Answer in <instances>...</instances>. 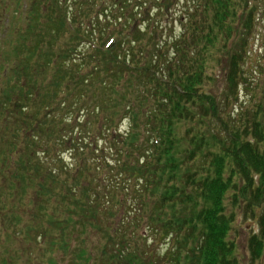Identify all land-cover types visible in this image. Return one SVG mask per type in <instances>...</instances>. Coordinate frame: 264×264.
Here are the masks:
<instances>
[{
	"label": "trees",
	"instance_id": "obj_1",
	"mask_svg": "<svg viewBox=\"0 0 264 264\" xmlns=\"http://www.w3.org/2000/svg\"><path fill=\"white\" fill-rule=\"evenodd\" d=\"M110 1L12 0L14 16L28 19V26L25 33H15L18 39L25 38L20 46L12 44V60L2 61L0 57V84H8L12 79L13 85L17 84L8 92L6 88L1 90L0 108L7 112V116L2 112L0 120L4 117L8 122L9 117L16 127L5 126L0 133L2 140L12 132L9 141L12 148L7 153L6 165L2 164L6 171L0 170V185L21 182L23 197L22 206L18 208H22L21 215L14 213L17 208L11 207L8 212L13 211L15 214L9 215L14 223L9 226L4 223L0 227L3 233V239L0 234V257L8 240L15 239V236L25 238L21 228L14 229L22 224L28 226L27 235L37 232L32 237L35 241L32 250H41L40 256L46 259L39 264H59L55 253L60 252L71 258V264H96L95 253L84 237L94 231L103 233V229L107 228L113 232L104 235L105 244L97 248L96 254L102 260L99 264H237L233 258L235 245L227 240L235 217L227 216L223 199L232 176H239L245 184L244 191L250 195L244 208L246 216L251 212L254 217L255 209L264 212V126L258 118V113L262 114L263 111L256 112L249 121L246 120L251 127L250 133L246 130L245 134H250L252 139L239 138L236 136L239 127L223 120L218 122L221 119L217 110L218 102L215 103L214 98L198 86L204 77L206 54H210L211 47H218L219 34H226L229 37L222 48L228 51L230 58L221 100L223 109L235 100L239 80L244 76L242 65L247 53V35L254 10L245 12L246 16L241 20L246 29L245 35L239 31L238 39L228 46L233 28L227 22L230 23L237 15L234 4L230 5L232 0H194L195 11L188 15L189 21L182 34L155 44L154 52L150 53L148 49L151 47L148 48L147 40H151L156 20L146 18L145 31L142 26L135 31L132 29L133 33L129 35L126 31L141 14L147 15L155 1L159 5L156 11L161 12L162 8L167 7L166 0H143L141 6L135 5L141 0ZM82 2L92 7L90 13L78 23L72 18L70 10H73L75 3ZM117 5L119 8H116ZM128 5H132L135 14L121 25L117 34L111 33L105 41L92 38L97 32L102 38L97 27L90 34L87 31L83 34L85 19L91 24L101 16L112 21L111 18L117 12L124 11ZM92 14L96 16L91 21ZM43 17H46L45 22ZM29 25L33 29L29 30ZM217 28L221 33L213 34ZM8 32L13 33V29H8L2 40L6 39ZM83 36L92 37L83 44V50L78 51L73 44ZM27 40L33 45L23 61L28 65L27 68L33 66L37 71L40 68L44 70V80L53 72L48 84L44 81L35 84L24 71L19 72L18 68L23 64L20 65L19 59L16 62V58L26 52L29 45L26 44ZM75 51L79 52L78 57L73 55ZM36 57H41L42 62L36 59L32 64ZM195 63L202 64L200 71L195 68ZM108 79L111 83L104 88ZM135 81L142 86L139 89L146 90L139 92L135 88V100H126L123 120L127 122L128 129L125 132H118L120 124L115 123L118 113L113 112L111 117L105 119L107 111L110 115V108L86 105L87 97H102L106 90L111 94L110 104L121 105L125 99L118 98L121 89L132 91L134 88L131 85L135 86ZM117 98L119 103L114 101ZM258 109H262V106L259 105ZM91 116L96 121L85 127L82 137L81 129H71L75 126L72 124H80L84 118L86 123ZM140 116L145 118L144 124ZM99 118L102 122L98 121ZM189 120L206 121L209 127L196 131L194 126L193 131L190 128L185 136H179L176 129L182 122ZM98 123L99 135L92 131ZM217 123L233 135L227 139L228 143L215 129ZM140 125H145L147 129L150 127L152 134L156 135L146 137L148 130L143 133ZM68 126L71 127L70 132H67L71 135L70 139L63 135L64 128ZM28 133L33 134L38 147L42 137L38 134H45L43 151L37 152L30 148L35 143L28 138ZM67 145L81 148L84 158L81 160L76 157L74 160H81V164L66 167L69 174L73 175L72 181L71 184H63L65 193H58L61 169L65 166L63 157H55L56 160L52 154H55L53 151L56 147L60 149ZM74 149L69 151L74 152ZM88 159L102 162L97 170L106 184L103 190L98 185L90 187L85 184L83 171L85 167L88 168L85 164ZM52 161L55 167H50ZM20 167H23V174L18 175L17 169ZM8 169L11 170L6 173ZM228 170L232 174L230 180L224 175ZM255 177L258 182H255ZM30 187L35 189V195L34 191L28 190ZM12 188L13 185L9 187ZM44 196L46 200H41ZM35 197L44 202V208L38 206V214L33 216L34 208L31 209L29 204H37ZM51 201H60V207L65 209L62 211L64 216L49 217L45 223ZM25 214L30 220L21 218ZM125 214L128 217L134 214V220ZM38 216L42 218L35 229L30 224L36 222ZM0 219L4 221L1 216ZM121 220L124 222L120 223ZM149 221L153 233L148 236V240L153 237L157 245L163 241L166 251L162 256L156 253L153 246H148V240L143 243V247L139 245V235L146 231ZM260 224L261 237L253 235L249 240L252 262L261 257L264 249V213Z\"/></svg>",
	"mask_w": 264,
	"mask_h": 264
},
{
	"label": "rangeland",
	"instance_id": "obj_2",
	"mask_svg": "<svg viewBox=\"0 0 264 264\" xmlns=\"http://www.w3.org/2000/svg\"><path fill=\"white\" fill-rule=\"evenodd\" d=\"M10 1H11L10 6L6 7L7 10L3 14L7 16L8 18H10L9 30L13 29V33L8 32L9 35L7 34L8 36L7 37L5 36L6 39L2 40L4 37V33L0 31V57L2 58V61H7V62L12 60V57H11L12 55H10L11 54L10 52L12 51V44H17V46H20L23 44L22 40L25 38V36H23V37H20V39H18L17 37L18 34L16 35L15 33L16 32H20L21 34L25 33L24 30L28 26V19L25 20L24 18H19L18 15L14 16V13H15L14 4L12 0ZM112 1H110L109 3H112ZM142 1L143 0H141L135 5L141 6ZM193 1L194 0H166L165 5L167 7L162 8L161 12L156 11L159 5H157V2L155 1L153 3V8H151L149 12H147V15L141 14L140 18H138L136 21L132 23V27L130 25V28L126 31V33L129 35L131 34L133 30L135 31L137 28L141 26L144 29L143 31H145L146 30L145 22L147 21V19L150 18V19L156 20L154 33L152 34V36H150L151 40H147L148 48L151 47L150 49L148 48L147 49L151 53V51L155 50L154 49L155 44L164 43L166 41L173 39L174 37L179 36V34H182L181 32L184 31V29L187 27V24L189 21L190 16L188 15L192 14V12L195 11V6L193 4ZM83 3L84 2H82V4L75 3L74 5L71 3V5H73L72 6L73 10H70V12L73 15L72 18L76 20V22L78 23L81 20H83V18L87 16L91 11V7H92L91 4H86V2L84 4ZM232 4H234V7L237 11V15H236V18H232V20L229 21L230 23L226 21L228 26L230 24L231 28H233V33L231 34L232 36H230L231 38L227 42L228 46L233 44L236 41V39H238V37L240 36V32H244L243 36L245 35L246 29H244L243 22L241 23V20H243L244 17L246 16L245 12H247L250 9L254 10V16L252 17V21L250 24L251 29L247 35V46H246L247 53H246L244 64L242 65V71H243L244 76H243V79L239 80L240 86L238 88L237 96L235 100L231 101V104L224 107L223 109V106L221 105V100H222V95L225 91L226 73L229 67V58H230L229 56L230 55H228L227 53L228 51L225 52V50L222 47L226 43V39L229 36L227 37L226 34H222L218 28L215 29L217 31L213 33V34H216V33L218 34L219 32L221 33L219 34L218 39H217L218 47L216 46L211 47L209 51L210 54H206L207 55L206 63H205V69L203 73L204 77L202 78L201 85H199L198 88H201V90L204 91L207 95L214 98L215 103L218 102L217 110L219 112V115L221 116V119L218 120V122L221 123L223 120L225 123H230L231 126L235 125L236 127H239L238 129L239 132L237 133L236 136L242 139H246V138L252 139V136L250 134L248 135L245 134L246 130H248V132L250 133L249 128L251 127L250 123H246V120L249 121L251 116H253L256 112H259L262 110L263 111L262 114H260V112L258 113V118L262 122V125L264 126V0H232L230 5L232 6ZM4 5H5V0H0V11L4 10V7H5ZM132 5H128V7L124 11L117 12L115 16L111 18L112 21H107V19H105L104 16H101V18H99L98 21H95L94 24L93 23L91 24L89 23L88 19H85V21L83 22V26L81 25L83 34L84 32L86 33V31L88 32V34H90L92 30L94 29V27H97L100 29V32L102 33V38L98 35V32L95 35H93L94 37L92 36L91 37L93 39L98 38V39H103L104 41L107 40V38L109 37L111 33L117 34L121 29L120 28L121 25H124L125 21L128 18H130L131 15L135 14L134 10L132 12ZM116 8H119V6L117 5ZM136 13L138 14V11H136ZM32 15L33 14L31 13V17ZM95 16L96 15L94 14L93 17H91V21L95 18ZM119 18L121 21L119 20ZM43 21L44 22L46 21V17H43ZM50 22L51 21H49V23ZM95 24L97 25L95 26ZM126 26L127 25H125V27ZM125 27L122 28V32ZM0 28H1V24H0ZM31 29L33 28L29 25V30ZM35 33L38 34L37 32ZM43 36L46 37V34H43ZM64 37L65 36H63L62 39H64ZM91 37L83 36V38H80V41H76L73 44V47L77 49L78 51L83 50L84 48L83 44L86 43L87 40H91ZM124 37H120L119 39L124 38ZM28 41L30 40H27L26 44L29 43ZM125 41L128 42L129 39H125ZM110 42L112 43V41ZM31 45H33V43H29V45H27L25 49L26 52L22 53L21 54L22 56H19L16 58V62L19 59L20 65L23 64L22 67L18 68L19 72L24 71L26 75L31 77L32 81L35 84L37 83V81H40V82L44 81L46 84H48L52 79L53 72H50L49 77L44 80V77H45L44 70L40 68L39 71H37L33 69V66H30L27 68L28 65H25L23 61L25 56L29 55L28 50L31 47ZM213 45L215 44L213 43ZM78 51L77 52L75 51L73 53L75 57L79 56ZM8 56L11 57V59L5 60ZM40 58L41 57L34 58L32 61V64L33 62H35L36 59H39V62H42V59L40 60ZM75 60H78V58H75ZM196 65L197 67H195ZM196 65H194V67L199 69L200 71V66L202 64L201 65L196 64ZM0 80L2 79L0 78ZM13 83L14 81L12 79L11 81L8 82V84L7 83L6 84L4 83V85L3 83L0 84L1 100H2L1 90H5V88L7 92L12 90V87L15 88V86H17V84L13 85ZM109 83H111L110 79L107 80V83L105 84L104 88L108 86ZM138 83H139L138 81H135V86L130 84L131 88H134L132 91H130L129 89H125V90L123 88L121 89V95L118 98H120L121 100L122 98H125L121 105L119 104L115 105L114 103H112L113 106L114 105L116 106V107H113L110 104L109 96L111 94L109 93L108 90H106V94L102 97H99V98L90 97L89 99L87 97L85 99L86 105H89L90 107L92 105L93 106L95 105L97 107L103 106L106 109L110 108V115L107 111L105 115V119L111 117L113 115V112L118 113V116L115 118V121H116L115 123L120 124L118 128L119 129L118 132H125V130L128 129L127 122L123 120L125 118V113H126L125 112L126 111L125 109L126 100L127 102H130L129 100H131L132 102L135 100V97H136L135 88L139 92L141 91L145 92L146 90L145 88L139 89V86L141 85H139ZM118 98L114 100L116 103H119ZM71 103H72V100H70V105ZM259 105L262 106V109H258ZM224 110H226V114ZM2 112L3 111L0 108V114H2ZM75 112H78L77 108L75 109ZM3 114L7 116L6 111L3 112ZM77 114L78 113H76L75 115ZM140 118H141L140 120H142L144 124L145 118L143 116L142 117L140 116ZM82 120L83 121L82 123L80 122V124L78 123L72 124V125H75L73 126L74 128H71L69 126L67 127V129L64 128L65 132L63 133V135L68 136L70 139L71 135L69 136V133H67V132H70V128L77 129L79 131L81 129L83 133L80 132L81 133L80 137H82L86 129L85 127H87V125L89 126L93 125V123L96 121V118L94 116H91V118H89V120L86 123H85L86 121L85 118ZM0 121H3V122H0V125H1L0 133H2V130L5 128V126H7L8 128L16 127L14 126L15 123L13 122V119H10L9 117H8V122L6 121L4 117ZM98 121L102 122L100 118L98 119ZM5 122L6 124H3ZM220 123H217V125L215 126V129H217V132H220V136L223 138V140L226 143L227 139L229 137H232L233 135L227 132L224 129V126ZM207 124L208 123L206 121H199V122H196L193 120L191 121L189 120L186 122L184 121L178 126V128L176 129V132L179 136L183 137L185 136L186 131H188V129L190 130V128L192 130V127L194 126H195L194 127L195 129L197 128L196 131L200 129L207 130V127H209ZM244 124H246L245 127L242 126ZM210 129L212 130L211 126H210ZM146 130H148L146 137L151 138L153 137V135H156L155 133L152 134V132L150 131V127H148L147 129L145 125H140V131H142L143 133H146L145 132ZM79 131H76V132H79ZM92 131H94L98 135L100 134L99 123L97 124L96 127H94ZM35 133L37 134V131ZM11 135H12V132H9L8 135L4 136L2 140H0V170L6 171V168L3 167L2 164L4 165L5 163L6 165L7 153L12 148V145L9 143V141L12 138ZM28 135H29L28 138L32 139L35 143V144H31L30 148L37 152L43 151L45 148L44 146V141L46 139L45 134L43 133L38 134L42 136L41 143H39V147L37 146L36 140L33 139V136H32L33 134L28 133ZM69 145L65 146V148L60 147V149L56 147L53 151L55 154H52L53 158L56 157L57 159L58 158L61 159V157H63L62 163H63V166H65L64 169L63 168L61 169V186L57 185L58 193L59 192L65 193V189H63V184H71V181H72L73 175L69 174V169H66V167L70 166L71 164L73 165L75 163L80 165L81 160L84 158V156H81L82 154V150H80L81 148H78V146L69 147ZM145 147L146 146H144V148ZM71 148H75L74 149L75 151L74 152L72 150L69 151V149ZM76 157L78 159L80 158L81 160H74ZM85 164L88 165V168L85 167V171H83L86 186L94 187L95 185H98V187L101 190H103L106 184L102 182L101 180L102 175L100 174V171H98L99 169L97 170V168L102 165V162L100 160H93V159L89 160L88 159ZM52 166L55 167L53 161L50 167ZM11 169H8L6 173H8ZM17 170H18L17 171L18 175L23 174V167H20ZM98 173L100 175H98ZM224 175H225V178H228L229 180L232 176L229 170ZM232 178L233 179H231V182L227 184L228 190L223 199V205H224V211L227 214V216L230 217V215H233L235 217L234 221L231 222V229L227 237V240L232 242L233 245H235L234 251H233V258H235L237 264H264V249L262 251L261 257L255 260L254 262L251 261V253L249 249L250 238L253 235H257V236L260 235L259 238L261 237L262 231H261L260 219L264 212L262 213V211L255 209L254 217L251 215V212H249V214L246 216L244 212V208L247 206L246 202H247V199L249 200L250 195H248L244 191L245 184L241 182V178L239 176H232ZM255 180H256L255 182H258L257 177H255ZM11 185L14 186V188H12L13 190L9 189V187L11 188ZM1 187L2 188L0 189V216L3 218L4 221L0 219L1 220L0 227H2L1 225L4 223H5V226H9L14 223L13 219L9 217V215H11L13 211L8 212L11 207L14 209L17 208L16 210H14V213H16L18 216L21 215L22 208L20 209L18 208L19 206H22L21 200L23 197V191L20 189L21 182H14L13 184L3 183ZM28 190L34 191L33 194L35 195L36 191L33 187H30V189ZM101 193H103V191H101ZM101 193L100 195H102ZM128 196L131 197L130 195ZM41 198H42L41 200H46L45 196ZM97 199L100 202V199L99 198ZM35 201L37 202V204L36 203L29 204L31 206V209L34 208L33 216L38 214V209H39L38 206H41L42 208H44V202L39 201L37 197H35ZM60 206H61L60 201L59 202L51 201L49 205V209L48 211H46L47 215L44 219L45 223H47V220L49 217L63 218L64 215L62 214V211L65 209L63 208L62 210ZM4 207L6 209H4ZM172 212L173 210H171V213ZM133 215H131L130 217L126 215V217L134 220L135 215L134 216ZM27 216L28 214H25V216L23 215L21 218H23L25 221H28L30 219H28ZM41 218H42L41 216H38L37 221L36 222L32 221L30 226L32 225L33 228H35V226L40 225ZM121 222H124V221L121 220L120 223ZM104 227H106V225ZM16 228L17 229L21 228L24 231L23 233L25 234V238L23 239L22 236H15V239L11 238V240L7 241L6 246H5L6 248L2 254L3 256L0 257V264H30V263L39 264V262L41 263L42 261H45L46 259L44 260L43 256H40L41 250L35 249L34 252L32 250L35 247L34 245L35 241L32 239V237L34 238L37 235V232L35 234L30 233V235H27L28 226L24 227L22 224L19 225V228L18 226L14 227V229ZM151 228H152V225H151V222L149 221L147 223L146 231L139 235L141 236L139 239V245H141L142 247L144 246L143 243H145V241L148 240V236H151L153 233V231H151ZM107 229H103V233H100V232L96 233L94 231L84 237L86 244H88L91 247V250H93V252L95 253L93 256L96 259V264H99L102 261L101 258L98 257V255L96 254L97 248L100 245L105 244L106 239L104 235H106L108 232H110L108 234H111L113 232L112 230L110 231L109 229L108 230ZM0 234H1V238L3 239V233L1 232V230H0ZM152 238L151 240L147 241L148 246L149 247L153 246V248L156 249V253L162 256L163 252L165 253L166 251L164 248L165 246L162 244L163 241L157 240L159 241L158 242L159 244L157 245V243L154 244L155 239L153 240ZM55 256H56L55 259L57 258L59 264H69L70 263L71 258L69 256L63 255L61 252L55 253ZM36 259L38 261H36Z\"/></svg>",
	"mask_w": 264,
	"mask_h": 264
}]
</instances>
